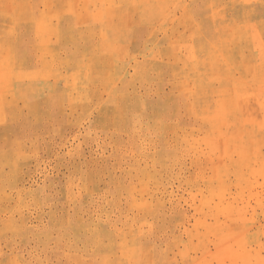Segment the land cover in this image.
I'll return each instance as SVG.
<instances>
[{
  "label": "rangeland",
  "instance_id": "374dc122",
  "mask_svg": "<svg viewBox=\"0 0 264 264\" xmlns=\"http://www.w3.org/2000/svg\"><path fill=\"white\" fill-rule=\"evenodd\" d=\"M0 264H264V0H0Z\"/></svg>",
  "mask_w": 264,
  "mask_h": 264
}]
</instances>
